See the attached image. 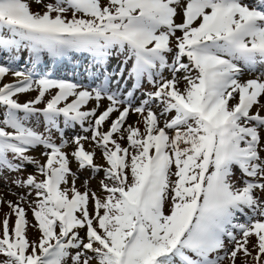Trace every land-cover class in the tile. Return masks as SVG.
Returning <instances> with one entry per match:
<instances>
[{"label":"snow or ice","instance_id":"obj_1","mask_svg":"<svg viewBox=\"0 0 264 264\" xmlns=\"http://www.w3.org/2000/svg\"><path fill=\"white\" fill-rule=\"evenodd\" d=\"M238 254L264 264V0H0V264Z\"/></svg>","mask_w":264,"mask_h":264},{"label":"rangeland","instance_id":"obj_2","mask_svg":"<svg viewBox=\"0 0 264 264\" xmlns=\"http://www.w3.org/2000/svg\"><path fill=\"white\" fill-rule=\"evenodd\" d=\"M33 10H35V6L33 5ZM6 79H11V77H6ZM98 162H101L102 161H98ZM95 183V182H93ZM10 198H13V197H10ZM225 264H227V261H225ZM236 264H243V258L238 254L237 258H236Z\"/></svg>","mask_w":264,"mask_h":264}]
</instances>
